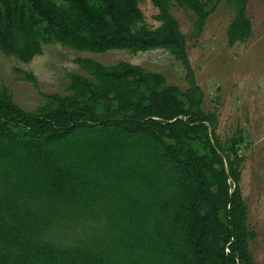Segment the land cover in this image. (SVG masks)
<instances>
[{"label":"trees","instance_id":"trees-1","mask_svg":"<svg viewBox=\"0 0 264 264\" xmlns=\"http://www.w3.org/2000/svg\"><path fill=\"white\" fill-rule=\"evenodd\" d=\"M150 1L156 27L140 0H0V49L22 62L52 43L164 49L189 81L183 90L128 61L80 57L87 75L70 72L65 93H42L35 109L0 88V264L257 263L241 187L248 139L218 133L172 12V1L192 10L198 37L224 0ZM227 2L235 46L253 35L249 0Z\"/></svg>","mask_w":264,"mask_h":264},{"label":"rangeland","instance_id":"rangeland-1","mask_svg":"<svg viewBox=\"0 0 264 264\" xmlns=\"http://www.w3.org/2000/svg\"><path fill=\"white\" fill-rule=\"evenodd\" d=\"M140 6L148 24L158 26L160 22L153 18L158 8L150 0H140ZM172 12L187 38L192 69L204 92L203 107L206 111L218 108V133L226 139L242 129L248 139L241 187L249 207L250 227L258 233L251 251L256 264H264V0H249L253 35L235 46L229 45L227 38L234 16V8L227 0L210 15L198 37L192 36L196 21L192 10L172 1ZM80 57H91L106 65L128 61L163 74L168 84H176L183 90L189 86L186 65L164 49L138 53L114 49L96 53L52 43L44 45L43 54L30 63L0 50V88L7 87L21 106L35 109L44 101L42 93H65L70 72L87 75L76 64ZM23 72L34 74L38 84L25 79ZM76 236L78 233H72V237Z\"/></svg>","mask_w":264,"mask_h":264},{"label":"clouds","instance_id":"clouds-1","mask_svg":"<svg viewBox=\"0 0 264 264\" xmlns=\"http://www.w3.org/2000/svg\"><path fill=\"white\" fill-rule=\"evenodd\" d=\"M152 2V1H151ZM67 47V46H66ZM70 48V47H69ZM1 50V49H0ZM43 51H44V49H43ZM150 51V50H149ZM146 52V51H145ZM5 54V53H4ZM5 55H7V54H5ZM9 56V55H8ZM14 57V56H13ZM17 58V57H16ZM21 61V60H20ZM30 63V62H29Z\"/></svg>","mask_w":264,"mask_h":264}]
</instances>
